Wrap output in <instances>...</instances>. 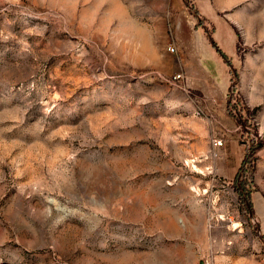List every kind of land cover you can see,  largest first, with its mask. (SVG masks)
Here are the masks:
<instances>
[{
  "label": "rangeland",
  "instance_id": "1",
  "mask_svg": "<svg viewBox=\"0 0 264 264\" xmlns=\"http://www.w3.org/2000/svg\"><path fill=\"white\" fill-rule=\"evenodd\" d=\"M0 264H264V0H0Z\"/></svg>",
  "mask_w": 264,
  "mask_h": 264
},
{
  "label": "crops",
  "instance_id": "2",
  "mask_svg": "<svg viewBox=\"0 0 264 264\" xmlns=\"http://www.w3.org/2000/svg\"><path fill=\"white\" fill-rule=\"evenodd\" d=\"M202 44L205 45V43ZM188 46L189 48L183 50L181 53V71L183 74V79H185L184 82L180 83H182V85L185 87L186 91L189 93L190 98L193 99V92H197L200 95H208V93H215L222 87H229L230 82H216L214 81L213 76L211 75V72H215L217 76H220L221 73L222 75H224L225 68L221 67L222 63L224 64L221 55L211 47L207 49L210 54V57L215 62V65L211 64L212 71H209L211 82L207 81V79L201 81L199 76L202 74V72L206 73L207 71L199 62V57L197 56L199 55L198 50H195V48H193V41H191L190 45ZM220 69L221 73H219ZM226 73L227 75L229 74L227 70Z\"/></svg>",
  "mask_w": 264,
  "mask_h": 264
},
{
  "label": "built area",
  "instance_id": "3",
  "mask_svg": "<svg viewBox=\"0 0 264 264\" xmlns=\"http://www.w3.org/2000/svg\"><path fill=\"white\" fill-rule=\"evenodd\" d=\"M170 49H171V51H172L174 48H173V47H170ZM180 76H181L180 73H179V74H176V75L174 76V79H178V78H180ZM214 145H222L221 140H214Z\"/></svg>",
  "mask_w": 264,
  "mask_h": 264
},
{
  "label": "trees",
  "instance_id": "4",
  "mask_svg": "<svg viewBox=\"0 0 264 264\" xmlns=\"http://www.w3.org/2000/svg\"><path fill=\"white\" fill-rule=\"evenodd\" d=\"M211 42H213V41L211 40ZM214 46H216V45H214ZM216 50H217L218 53H220V55H221V56L225 59V61L227 62V61H228L227 58H226L225 55L219 50V48H217Z\"/></svg>",
  "mask_w": 264,
  "mask_h": 264
}]
</instances>
